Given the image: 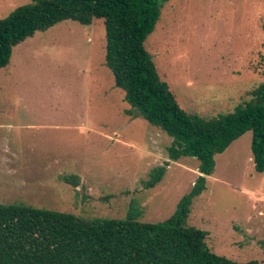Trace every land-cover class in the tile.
Listing matches in <instances>:
<instances>
[{
    "label": "rangeland",
    "instance_id": "1",
    "mask_svg": "<svg viewBox=\"0 0 264 264\" xmlns=\"http://www.w3.org/2000/svg\"><path fill=\"white\" fill-rule=\"evenodd\" d=\"M30 0H0V18ZM103 20H66L14 47L0 69V203H24L85 219H169L194 184L199 162L182 157L161 182L172 138L130 109L105 66ZM181 108L208 118L232 112L264 83V0H168L145 41ZM246 132L222 154L192 200L187 223L210 250L264 262V173ZM77 175L74 187L61 180ZM136 201L139 205H130Z\"/></svg>",
    "mask_w": 264,
    "mask_h": 264
},
{
    "label": "trees",
    "instance_id": "2",
    "mask_svg": "<svg viewBox=\"0 0 264 264\" xmlns=\"http://www.w3.org/2000/svg\"><path fill=\"white\" fill-rule=\"evenodd\" d=\"M168 0H30L0 18V69L9 65L14 47L56 24L70 20L89 26L103 20L105 66L130 109L172 138L168 160L149 171L144 189L164 177L170 162L182 157L199 162L190 191L166 221L143 223V211L131 206L124 219H85L24 203H0V264H264L238 262L213 253L208 233L188 225L192 200L206 189L215 156L251 132L254 170L264 173V83L229 113L204 118L186 112L145 47ZM77 187V175L61 177ZM130 205H139L132 201Z\"/></svg>",
    "mask_w": 264,
    "mask_h": 264
}]
</instances>
